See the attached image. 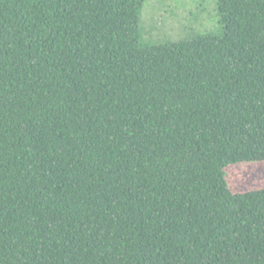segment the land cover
I'll use <instances>...</instances> for the list:
<instances>
[{
  "label": "trees",
  "instance_id": "1",
  "mask_svg": "<svg viewBox=\"0 0 264 264\" xmlns=\"http://www.w3.org/2000/svg\"><path fill=\"white\" fill-rule=\"evenodd\" d=\"M146 2L0 0V264H264V0Z\"/></svg>",
  "mask_w": 264,
  "mask_h": 264
},
{
  "label": "rangeland",
  "instance_id": "2",
  "mask_svg": "<svg viewBox=\"0 0 264 264\" xmlns=\"http://www.w3.org/2000/svg\"><path fill=\"white\" fill-rule=\"evenodd\" d=\"M144 41L153 43L192 39L201 34L220 35L218 0H147L142 10Z\"/></svg>",
  "mask_w": 264,
  "mask_h": 264
}]
</instances>
